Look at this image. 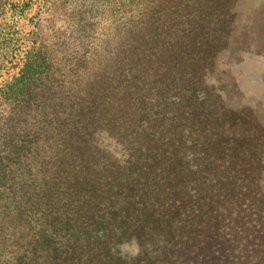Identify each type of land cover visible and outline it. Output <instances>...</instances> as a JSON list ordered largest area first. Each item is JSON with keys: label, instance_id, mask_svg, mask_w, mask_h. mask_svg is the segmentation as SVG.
Segmentation results:
<instances>
[{"label": "trees", "instance_id": "16d2710c", "mask_svg": "<svg viewBox=\"0 0 264 264\" xmlns=\"http://www.w3.org/2000/svg\"><path fill=\"white\" fill-rule=\"evenodd\" d=\"M235 1L54 0L20 57L7 4L0 264H264V132L206 84Z\"/></svg>", "mask_w": 264, "mask_h": 264}, {"label": "rangeland", "instance_id": "374dc122", "mask_svg": "<svg viewBox=\"0 0 264 264\" xmlns=\"http://www.w3.org/2000/svg\"><path fill=\"white\" fill-rule=\"evenodd\" d=\"M23 1L28 8L22 13L17 11L13 16L19 57L31 43L29 40L39 22L40 13L50 9L54 2L0 0V13L8 3L21 6ZM105 1L60 0L59 3L69 14L91 21L104 10ZM231 13L234 18L226 36L227 47L217 55L215 67L206 77V84L215 89L225 108L249 111L252 120L264 132V0H236ZM130 251L133 249L128 253Z\"/></svg>", "mask_w": 264, "mask_h": 264}]
</instances>
